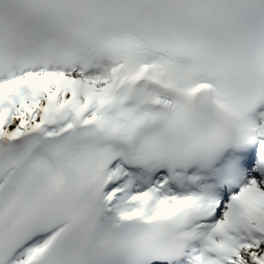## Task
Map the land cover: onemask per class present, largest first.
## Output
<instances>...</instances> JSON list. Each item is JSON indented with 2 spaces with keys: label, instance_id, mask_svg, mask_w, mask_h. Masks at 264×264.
Returning <instances> with one entry per match:
<instances>
[{
  "label": "snow or ice",
  "instance_id": "obj_1",
  "mask_svg": "<svg viewBox=\"0 0 264 264\" xmlns=\"http://www.w3.org/2000/svg\"><path fill=\"white\" fill-rule=\"evenodd\" d=\"M0 264H264V0H0Z\"/></svg>",
  "mask_w": 264,
  "mask_h": 264
}]
</instances>
